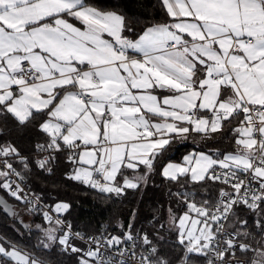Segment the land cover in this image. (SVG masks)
Here are the masks:
<instances>
[{"label":"snow or ice","instance_id":"6c2138e0","mask_svg":"<svg viewBox=\"0 0 264 264\" xmlns=\"http://www.w3.org/2000/svg\"><path fill=\"white\" fill-rule=\"evenodd\" d=\"M160 6L167 21L129 38L123 15L88 0H0V113L21 125L46 117L39 130L47 141L36 149L48 155L37 166L51 172L52 153L67 150L70 179L117 196L144 179L126 170L151 171L174 142L191 134L211 139L235 123L234 151L193 152L163 167L171 181L225 186L215 204L175 193L188 211L170 223L184 249L180 264H190V255L207 264H244L237 252L252 254L248 264H264V0ZM13 158L28 169L14 145L0 146V190L43 217L34 247L76 254L77 264H170L131 223L120 226L121 235L73 232L59 215L70 205L45 210L37 194L25 191ZM241 206L255 214L260 240L237 215ZM0 209L31 229L3 198ZM0 264L48 262L0 237Z\"/></svg>","mask_w":264,"mask_h":264},{"label":"trees","instance_id":"16d2710c","mask_svg":"<svg viewBox=\"0 0 264 264\" xmlns=\"http://www.w3.org/2000/svg\"><path fill=\"white\" fill-rule=\"evenodd\" d=\"M88 2L123 15L125 34L130 38H136L146 27L166 22L168 19L160 6V0H88ZM45 118L43 115H37L31 122L21 125L10 114L0 113V144L14 145L21 156L27 157V170H24L23 164L15 158L12 159V163L27 177L30 188L42 193L44 201L48 203L64 202L70 205L65 216L71 219L72 227L83 235L98 233L101 224L121 235L131 223L132 231L141 235L147 233L149 239L159 249V254L170 264H180L184 249L177 242L176 231L168 227L166 222L169 215L179 217L187 208L174 194L188 192L198 204L205 200L215 204L221 188L225 186L207 179L193 182L187 177L175 182L163 177L161 171L168 162H181L183 156L191 151L206 153L214 150L234 151L236 144L231 128L235 123L211 139H203L200 134H191L186 140L174 142L154 161V167L149 171L147 182L143 186L126 189L123 194L117 196L101 193L97 189L70 179L71 164L64 153L59 155L52 173L37 166L40 154L36 145L47 141L45 134L39 130V124ZM0 194L14 206L19 219L31 226L30 230L25 229L16 218L10 217L0 209V237L9 238L28 251H34L38 258L46 260L48 264H77L75 256L63 252L58 247L53 246L49 251L34 247L43 238L35 226L44 225L45 221L41 216L29 213L24 204L13 199L6 191L0 190ZM236 212L239 217L248 220V230L256 240H260L254 224L255 214L243 206L237 208ZM121 225L124 226L123 230ZM252 243L255 246V242ZM236 255L245 258L248 264L252 254L242 255L237 252ZM189 259L190 264L206 262V259L199 255H190Z\"/></svg>","mask_w":264,"mask_h":264},{"label":"built area","instance_id":"2783aa9c","mask_svg":"<svg viewBox=\"0 0 264 264\" xmlns=\"http://www.w3.org/2000/svg\"><path fill=\"white\" fill-rule=\"evenodd\" d=\"M44 143H46V142H42V143H40V144H44ZM0 146H2V145L0 144ZM61 153H64V154L66 155V157H68V152H67V150H63V151H60V152L52 153V155L54 156V159H53V160L50 162V164L48 165V167L51 168V172H48V171H47L48 173H52V172L54 171V169H55V165H56L57 160H58V157H59V155H60ZM39 154H40L39 159H42L44 155H48V153H42V152H39ZM16 169H17V168H16ZM17 170H18V169H17ZM18 171H19V170H18ZM101 183H103V181H101ZM24 187H25V191H30L31 193H35V194H37V195L40 197L42 205L45 206V210H48V211H51V210H52V206H54L55 204H51V203H48V202L44 201L42 193H40V192H38V191H33V190L30 188V186H29V183H28V179H27V177H25ZM97 190H98V189H97ZM229 191H231V189H230ZM219 197H220V196H219ZM26 209H27V208H26ZM27 211H28V209H27ZM28 212H29V211H28ZM29 213H31V212H29ZM33 214H37V215L41 216V215L38 214V213H33ZM59 215H60V219L66 221V222H68V223H70V224L72 225V221H71V219L68 218V217H66V216H65V213H61V214H59ZM41 217H42V216H41ZM42 218H43V217H42ZM43 220H44V219H43ZM225 228H226V230L231 231V229H229V227H228V224H225ZM72 231H73V232H80L79 230H76V229H74L73 227H72ZM100 232H106V233H110V234H112V235H117V234L114 233L113 231H111V230H109L108 228H106L103 224H101V229H100V231H99L98 233H96V234H89V235H85V236L97 235V234H99ZM80 233H81V232H80ZM81 234H82V233H81ZM74 243H75L78 247H81V248H85V247H86L85 242L80 241L79 239L75 240ZM68 254L73 255V256L76 257V254H72V253H68ZM237 257H238L239 259L243 260V261H244V264H247V261H246L245 258L240 257V256H238V255H237ZM76 258H77V257H76ZM204 264H207V261H206Z\"/></svg>","mask_w":264,"mask_h":264},{"label":"crops","instance_id":"0c3cea01","mask_svg":"<svg viewBox=\"0 0 264 264\" xmlns=\"http://www.w3.org/2000/svg\"><path fill=\"white\" fill-rule=\"evenodd\" d=\"M125 34V33H124ZM142 34V33H141ZM126 35V34H125ZM130 38V37H129ZM235 126V125H234ZM237 147V146H236ZM193 152H195V151H191V152H189V153H187V154H185L184 156H183V158L186 156V155H188V154H190V153H193ZM183 158H182V161L181 162H168V163H176V164H180V163H183ZM167 163V164H168ZM71 172H72V165H71ZM71 172H70V174H69V177H70V175H71ZM125 172H127L128 174H126V176H128L129 178H132V177H138V175L139 174H145V175H147L148 173H149V171L148 170H146L145 168H144V166H141L140 167V169H138L136 172H133L132 170H126ZM118 181H120L121 183H122V178L121 177H118Z\"/></svg>","mask_w":264,"mask_h":264},{"label":"rangeland","instance_id":"374dc122","mask_svg":"<svg viewBox=\"0 0 264 264\" xmlns=\"http://www.w3.org/2000/svg\"><path fill=\"white\" fill-rule=\"evenodd\" d=\"M141 175H143L144 179H143V181L140 182V185L143 186V185L147 182V175H148V174H147V175H145V174H139L138 177L141 176ZM186 211H188V209H187ZM186 211H185V212H186ZM185 212H183V213H185ZM63 213H66V212H63ZM183 213L181 214V216L183 215ZM191 215L195 216V213H191ZM172 217H174V216H172V215H169V216H168V219H167L166 224H167L168 227H170L171 229H173L174 231H176L175 226H173V225L170 223V219H171Z\"/></svg>","mask_w":264,"mask_h":264},{"label":"water","instance_id":"95a60500","mask_svg":"<svg viewBox=\"0 0 264 264\" xmlns=\"http://www.w3.org/2000/svg\"><path fill=\"white\" fill-rule=\"evenodd\" d=\"M0 198H3L4 200H6L1 194H0ZM9 205H10L13 209H15L13 205H11V204H9Z\"/></svg>","mask_w":264,"mask_h":264}]
</instances>
